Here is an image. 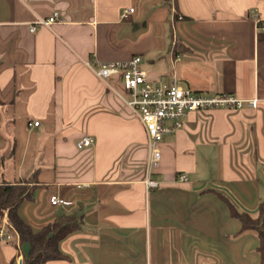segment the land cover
Segmentation results:
<instances>
[{
    "label": "crops",
    "instance_id": "0c3cea01",
    "mask_svg": "<svg viewBox=\"0 0 264 264\" xmlns=\"http://www.w3.org/2000/svg\"><path fill=\"white\" fill-rule=\"evenodd\" d=\"M259 22L264 0H0V183L33 187L19 215L34 232L64 214L80 223L60 244L67 258L46 264H259L257 235L233 211L256 217L264 201ZM135 57L157 84L175 74L197 94L257 100L189 113L159 144L150 189L146 132L120 78L100 81L84 64ZM85 136L94 143L79 150ZM18 255L0 241V264Z\"/></svg>",
    "mask_w": 264,
    "mask_h": 264
},
{
    "label": "built area",
    "instance_id": "2783aa9c",
    "mask_svg": "<svg viewBox=\"0 0 264 264\" xmlns=\"http://www.w3.org/2000/svg\"><path fill=\"white\" fill-rule=\"evenodd\" d=\"M132 13L133 9L126 10L123 12L122 17L128 18ZM56 19V13L49 19H38L35 26L30 28V32H34L35 27L38 25L50 26ZM258 25V29L264 33V23L259 22ZM84 64L100 81L105 82L112 77L120 78L122 87L128 95L126 100H123L122 97L120 98L140 120L147 136L148 156L143 168L142 180L147 189L158 186L153 174L159 168L161 161L159 144L165 135L172 134L181 128L183 120L189 113L214 109L240 111L245 107L257 108V100L242 101L228 94L207 96L184 89L178 84L175 74L170 75L165 84H157L151 81L147 74L139 68V57L125 62L107 64H101L92 59ZM165 122H170L171 126H166ZM38 125L39 123L32 124L33 127H38ZM93 143L94 140L91 137L85 136L77 143V148L84 150L91 147ZM186 181V175L178 177V182L184 183ZM67 204L68 202L59 197L52 196L50 198L52 207ZM0 241L6 244L13 243L19 252L15 264H24V259L20 252L19 236L7 223L6 215H4L0 227Z\"/></svg>",
    "mask_w": 264,
    "mask_h": 264
},
{
    "label": "trees",
    "instance_id": "16d2710c",
    "mask_svg": "<svg viewBox=\"0 0 264 264\" xmlns=\"http://www.w3.org/2000/svg\"><path fill=\"white\" fill-rule=\"evenodd\" d=\"M170 1L167 0V3ZM178 18L179 16L175 15V19ZM28 184L29 182L0 183V227L3 217L6 215V221L17 232L20 244L28 246L23 257L24 264H46L52 261L65 260L67 256L61 251L60 244L80 229L79 220L74 215L64 214L44 225L40 231L34 232L31 226L19 215L20 206L33 199L34 189ZM233 211L240 222L242 231L256 233L259 264H264V201L258 205L256 217L246 213H238L234 209Z\"/></svg>",
    "mask_w": 264,
    "mask_h": 264
},
{
    "label": "rangeland",
    "instance_id": "374dc122",
    "mask_svg": "<svg viewBox=\"0 0 264 264\" xmlns=\"http://www.w3.org/2000/svg\"><path fill=\"white\" fill-rule=\"evenodd\" d=\"M249 14V16H248ZM258 16V12L256 9H250L247 13V17H245L246 20L250 19V20H255L256 17ZM167 33L168 35L170 34V28H167ZM184 88V87H183ZM166 126H171L170 122H165Z\"/></svg>",
    "mask_w": 264,
    "mask_h": 264
}]
</instances>
